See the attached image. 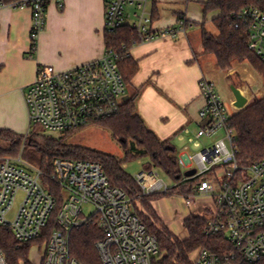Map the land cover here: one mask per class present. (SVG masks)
Instances as JSON below:
<instances>
[{
	"label": "built area",
	"instance_id": "2783aa9c",
	"mask_svg": "<svg viewBox=\"0 0 264 264\" xmlns=\"http://www.w3.org/2000/svg\"><path fill=\"white\" fill-rule=\"evenodd\" d=\"M50 1L0 0V8L32 9L31 39L36 48ZM57 1L63 5V0ZM105 1L106 31L130 26L141 34L142 42L161 36L176 37L185 31L184 16L179 17L174 27L153 28L149 0ZM234 17L236 28L248 26L249 47L264 60V8L248 6L234 13ZM117 59L115 51L106 50L100 59L67 70L39 66L24 94L30 127L41 125L50 134H60L116 115L127 97V85ZM200 87L206 100L200 111L205 122L189 141L202 149L193 155L178 154V160L184 172L196 169L191 176L184 174V179L206 174L222 165L215 178L202 180L190 198L208 195L214 199L216 206L205 231L210 235L224 233L233 249L215 252L202 247L194 252L192 264L257 263L264 259V159L253 161L244 169L240 167L236 134L228 124L229 106L213 80L202 78ZM233 107L236 108L234 103ZM218 130L224 131L223 137L209 145L202 143L203 137H210ZM24 143L19 155L0 157V223L10 226L20 243L42 236L58 201L44 185L43 171L23 163ZM53 166L52 178L60 186L63 201L56 214L58 227L51 231L43 248L42 264H82L72 255L71 232L92 222L104 231V237L96 243L102 264H153L160 254L157 237L147 231L127 193L111 185L100 162L58 157ZM240 170L244 172L240 174ZM134 177L142 195L166 192L172 187L156 168H144ZM20 194L22 198L15 210ZM85 204L93 205L94 212L86 215ZM12 211L15 215L9 220L7 215ZM0 264H9L1 248Z\"/></svg>",
	"mask_w": 264,
	"mask_h": 264
},
{
	"label": "trees",
	"instance_id": "16d2710c",
	"mask_svg": "<svg viewBox=\"0 0 264 264\" xmlns=\"http://www.w3.org/2000/svg\"><path fill=\"white\" fill-rule=\"evenodd\" d=\"M248 6L264 8V0H205L203 2L205 12L218 11L219 13L213 19L218 34L203 27V53L213 55L218 67L224 71L232 68L235 62L247 61L264 79V60L249 47L248 26L242 25L239 28L234 26L236 20L234 13ZM155 18L156 14L153 12V19ZM141 42V34L130 26L105 32L106 50L115 51L118 54V68L127 87H132L133 78L139 70V63L132 56L131 49ZM140 92V89H133L116 115L95 122L109 130L120 142L126 151L124 157L69 141L68 136L75 130H68L59 135L41 133V139L35 137L38 131L34 130L33 133H28L24 143L25 133L0 128V157L19 155L24 143L22 156L30 155L32 160H37L38 167L43 171L44 185L58 200L56 209L40 238L20 243L12 228L0 223V248L9 264H35L31 259V251L36 244L41 250L40 264H42L43 248L51 231L58 227L56 214L63 201L60 186L52 178L53 161L58 157L93 160L103 165L111 185L120 187L127 193L135 213L145 224L147 231L157 237L160 254L154 259L153 264H192L194 252L202 247L215 252L232 251V244L224 233L215 235L206 233L205 228L211 209L206 208L202 214H193L188 217L184 225L189 236L181 239L167 226L152 205V200L170 195L190 198L195 195L196 187L202 180L206 177L215 178L216 172L222 165L215 166L206 174L184 179L185 172L178 160V148L171 140L161 139L139 114L137 99ZM228 124L236 134L235 145L238 151L236 158L242 169L253 161L264 159V96L257 97L245 108L232 112ZM31 149L36 153L32 154ZM135 158H148L144 167L164 171L175 181V185L166 192L142 195L134 175L124 166L128 160ZM243 172L244 170H240V174ZM103 237L104 231L96 222L74 229L71 232L72 255L82 264H102L96 243ZM242 264H264V259L257 263L243 262Z\"/></svg>",
	"mask_w": 264,
	"mask_h": 264
},
{
	"label": "crops",
	"instance_id": "0c3cea01",
	"mask_svg": "<svg viewBox=\"0 0 264 264\" xmlns=\"http://www.w3.org/2000/svg\"><path fill=\"white\" fill-rule=\"evenodd\" d=\"M204 1L149 0L148 10L152 17L153 12L156 14L153 28L174 27L179 17L184 16L185 31L176 37L161 36L141 42L131 49L139 63L131 85L132 90H141L138 112L161 139L172 141L179 155L186 153L192 144L189 139L205 122L200 116L206 104L201 79L206 77L215 82L221 77L228 78L215 57L203 53V27L208 29L215 25L213 19L219 14L218 11L205 12ZM105 11V0H63L62 6L57 0H51L45 27L33 48L32 9L28 6L0 8V128L18 133L29 130L24 94L39 66L52 65L67 70L98 60L105 54ZM233 95L228 94L229 108L233 107ZM231 112L234 111L231 109ZM218 131L206 137L208 141L214 143L223 137ZM151 203L181 239L189 236L184 225L188 217L214 208L213 205L203 207L195 198L180 195L161 197Z\"/></svg>",
	"mask_w": 264,
	"mask_h": 264
},
{
	"label": "rangeland",
	"instance_id": "374dc122",
	"mask_svg": "<svg viewBox=\"0 0 264 264\" xmlns=\"http://www.w3.org/2000/svg\"><path fill=\"white\" fill-rule=\"evenodd\" d=\"M212 33L218 34V29L216 28V25H210L207 27ZM225 73L228 75V78H219L217 81H215L217 86V91L223 98L225 102H229L228 100V94H233L232 92V85H236L239 87L245 96L248 98V104L251 103L255 98L257 97H263L264 96V79L261 77V75L257 74V72L252 68V66L247 61L243 62H235L233 67L229 70H226ZM128 96L132 93L131 87H127ZM234 96V95H233ZM234 98V97H233ZM230 112L231 109L233 111L239 110L237 108H229ZM232 113V112H231ZM32 131L28 130L29 132H34V130L38 131L35 137L38 139H41L42 135L41 133L49 134L47 130L43 128V126L38 125L30 128ZM27 131V132H28ZM27 132L25 133V136L27 135ZM28 132V133H29ZM221 136H224V131L219 130ZM59 135V134H58ZM69 141L73 143H79L83 144L85 146L93 147L105 152L113 153L117 156L124 157L126 155L125 149L122 147L120 142L114 138L112 133L99 126L98 124L92 123L88 126H85L83 128L75 130L73 133H71L69 136ZM203 144H212L211 141H208L206 137H203L201 139ZM211 142V143H210ZM179 147V146H178ZM180 148V147H179ZM202 147H194L192 144L189 145L187 150L185 152L188 153V155H193L194 153L201 150ZM30 152L35 154V150H30ZM23 163H27L33 166L38 167L37 160H32V158L29 156H25L22 158ZM148 161V158H135L130 159L125 163L126 170L131 173L132 175L137 174L139 171L143 170L145 167V163ZM160 173V176L171 186L175 185V181L170 178L164 171L157 169ZM216 185H219V183L216 181ZM22 198V195L20 194L17 198V203L15 206V210L17 208L18 203L20 202ZM196 203L198 205L209 206L212 205L215 207V201L212 197L208 195H199L195 197ZM210 204V205H209ZM84 213L86 215H89L90 213L94 212L95 208L91 204H85L84 207ZM15 212L12 211L7 215V218L9 220H12L14 218ZM31 259L35 264H40L41 261V250L39 249L38 245H34L33 249L31 251Z\"/></svg>",
	"mask_w": 264,
	"mask_h": 264
},
{
	"label": "water",
	"instance_id": "95a60500",
	"mask_svg": "<svg viewBox=\"0 0 264 264\" xmlns=\"http://www.w3.org/2000/svg\"><path fill=\"white\" fill-rule=\"evenodd\" d=\"M235 100H234V106L237 109H243L248 105V98L243 94V91L237 87L236 85L231 86ZM196 173V169H190L185 171L186 176H191Z\"/></svg>",
	"mask_w": 264,
	"mask_h": 264
}]
</instances>
